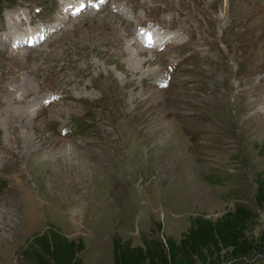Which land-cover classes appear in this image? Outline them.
<instances>
[{
    "label": "rangeland",
    "instance_id": "rangeland-1",
    "mask_svg": "<svg viewBox=\"0 0 264 264\" xmlns=\"http://www.w3.org/2000/svg\"><path fill=\"white\" fill-rule=\"evenodd\" d=\"M258 176L264 0H0V264L49 226L114 264L115 238L178 241Z\"/></svg>",
    "mask_w": 264,
    "mask_h": 264
},
{
    "label": "trees",
    "instance_id": "trees-1",
    "mask_svg": "<svg viewBox=\"0 0 264 264\" xmlns=\"http://www.w3.org/2000/svg\"><path fill=\"white\" fill-rule=\"evenodd\" d=\"M258 211L264 214L262 176L256 177L251 198L236 200L214 221L191 219L178 241L141 237L142 246L133 247L115 238L114 264H264V232L255 234ZM84 249L81 239L69 240L56 226H49L31 237L21 255L24 264H83L79 255Z\"/></svg>",
    "mask_w": 264,
    "mask_h": 264
},
{
    "label": "bare ground",
    "instance_id": "bare-ground-1",
    "mask_svg": "<svg viewBox=\"0 0 264 264\" xmlns=\"http://www.w3.org/2000/svg\"><path fill=\"white\" fill-rule=\"evenodd\" d=\"M82 7H83V6H82ZM14 17H15V16H14ZM14 19H15V18H14ZM16 19H17V18H16ZM30 21H31V20H30ZM8 22H9V21H8ZM17 22H18V20H17ZM30 24H32V23H30ZM40 25H41V24H40ZM50 26H51V25H50ZM12 28H13L14 32H16V31H15V29H14V27H12ZM22 29H23V28H22ZM28 29H29V28H28ZM17 30H18V31H20V29H19V27H18V26H17ZM30 30H32V29L30 28ZM35 30H36V29H35ZM32 31H33V30H32ZM27 32H28V31H27ZM36 32H38V31H36ZM36 32H33V33H35V34H36ZM20 33H21V32H20ZM23 33H25V31H24V30H23ZM22 35H23V34H22ZM26 35H27V36H29L30 34H29V35H28V34H26ZM38 35H39V34H38ZM9 36H10V35H9ZM9 39H10V38H9ZM9 39H8V40H9ZM26 40H28V39H27V38H25V41H26ZM37 41H39V40H38V39H37V40H36V39H34V40L32 41V45H33V43H36ZM22 42H23V41H22ZM134 62H135V61H134ZM143 64H144V62H143Z\"/></svg>",
    "mask_w": 264,
    "mask_h": 264
},
{
    "label": "crops",
    "instance_id": "crops-1",
    "mask_svg": "<svg viewBox=\"0 0 264 264\" xmlns=\"http://www.w3.org/2000/svg\"><path fill=\"white\" fill-rule=\"evenodd\" d=\"M114 262V261H113Z\"/></svg>",
    "mask_w": 264,
    "mask_h": 264
}]
</instances>
